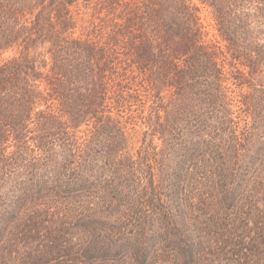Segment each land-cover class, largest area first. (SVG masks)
<instances>
[{
    "label": "trees",
    "instance_id": "trees-1",
    "mask_svg": "<svg viewBox=\"0 0 264 264\" xmlns=\"http://www.w3.org/2000/svg\"><path fill=\"white\" fill-rule=\"evenodd\" d=\"M263 30L264 0H0V264H264Z\"/></svg>",
    "mask_w": 264,
    "mask_h": 264
},
{
    "label": "rangeland",
    "instance_id": "rangeland-1",
    "mask_svg": "<svg viewBox=\"0 0 264 264\" xmlns=\"http://www.w3.org/2000/svg\"><path fill=\"white\" fill-rule=\"evenodd\" d=\"M197 5L200 9V13H199V17L201 20V23L203 25L204 28V40L206 43H210V44H217L219 45L222 49H224L225 53H226V59H227V70L228 71H234V68L231 67V64H235V67H238L240 70H243L244 67L241 66V64L239 62H234V60L232 59L231 54H228L227 51V43L223 40V38L221 37L220 33L217 30L216 27V23L214 20V17L212 15V11L211 9L206 6L203 5L199 2H197ZM260 38V43L264 44V30L262 32V34L259 36ZM10 56V54H7L5 56H3V58L0 60V63L2 62L3 59H6ZM237 64V65H236ZM247 70H245V72H247ZM229 87H231L232 90V97L234 98V100H236V102L241 101V95H246L247 93H250L251 89L249 88V86H244L243 88L238 87L237 85H235L233 82H230ZM239 104V103H238ZM244 126V123L241 124V127ZM139 129V128H137ZM156 144H158L159 142L156 140L155 141ZM141 143L139 142L137 144V147H140Z\"/></svg>",
    "mask_w": 264,
    "mask_h": 264
}]
</instances>
